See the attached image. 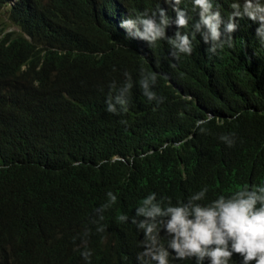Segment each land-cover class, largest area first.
<instances>
[{
	"label": "trees",
	"instance_id": "16d2710c",
	"mask_svg": "<svg viewBox=\"0 0 264 264\" xmlns=\"http://www.w3.org/2000/svg\"><path fill=\"white\" fill-rule=\"evenodd\" d=\"M91 2L0 0L15 29H0V264H105L112 236L141 235L149 194L177 205L207 188L208 204L264 184V53L236 36L211 53L197 34L177 60L183 29L150 44ZM117 94L127 111L107 110Z\"/></svg>",
	"mask_w": 264,
	"mask_h": 264
},
{
	"label": "clouds",
	"instance_id": "9594fccd",
	"mask_svg": "<svg viewBox=\"0 0 264 264\" xmlns=\"http://www.w3.org/2000/svg\"><path fill=\"white\" fill-rule=\"evenodd\" d=\"M137 1L139 12L130 8L135 0H93L87 5L95 20L117 25L150 44L165 38L172 24L183 29L168 38L174 49L171 55L177 60L181 53L191 54V40L197 34L210 45L211 53L225 44L230 47L232 36L247 47L255 44L264 53V0ZM155 80L153 75L140 80L143 95L149 100L156 99L149 90V81L154 84ZM131 87L129 77L120 91L128 93ZM114 99L115 103L109 96V112L115 113L117 104L127 111V100L121 94ZM207 191L196 192L187 203L177 205L171 200L163 205L157 202L155 193L149 194L132 218V223L143 230L141 235L131 244L123 237L112 236L111 244L102 249L105 264H174L169 263V249L175 253L176 262H189L184 264H229L231 259H238L237 264H264V184L201 203ZM108 195L115 202L116 197ZM119 220L127 221L128 217L121 215ZM82 255L88 259L91 253L85 251Z\"/></svg>",
	"mask_w": 264,
	"mask_h": 264
},
{
	"label": "rangeland",
	"instance_id": "374dc122",
	"mask_svg": "<svg viewBox=\"0 0 264 264\" xmlns=\"http://www.w3.org/2000/svg\"><path fill=\"white\" fill-rule=\"evenodd\" d=\"M7 18H8V13H6V9H5L3 10L2 16L0 17V29L7 27L8 31L15 30L12 24L10 23L9 19Z\"/></svg>",
	"mask_w": 264,
	"mask_h": 264
}]
</instances>
